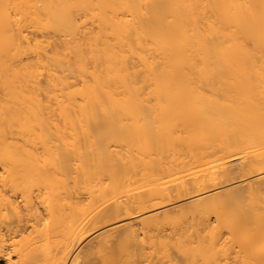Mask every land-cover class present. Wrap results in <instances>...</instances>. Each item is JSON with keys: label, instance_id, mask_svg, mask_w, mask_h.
I'll return each instance as SVG.
<instances>
[{"label": "bare ground", "instance_id": "bare-ground-1", "mask_svg": "<svg viewBox=\"0 0 264 264\" xmlns=\"http://www.w3.org/2000/svg\"><path fill=\"white\" fill-rule=\"evenodd\" d=\"M0 88L7 264H264V0H0Z\"/></svg>", "mask_w": 264, "mask_h": 264}, {"label": "rangeland", "instance_id": "rangeland-1", "mask_svg": "<svg viewBox=\"0 0 264 264\" xmlns=\"http://www.w3.org/2000/svg\"><path fill=\"white\" fill-rule=\"evenodd\" d=\"M92 20L90 19L89 20V22H91ZM34 30H37V29H35V28H33ZM52 35H54V34H52ZM55 39V38H54ZM53 39V40H54ZM55 58V55L54 54H52L51 55V64H54L53 63V59ZM65 65H64V67L62 68L63 70H64V74L65 75H68L69 73H68V71H65ZM138 70V72H139V69H137ZM140 73H141V71H140ZM71 81H74L73 79L71 80ZM3 97V94H2V91H1V88H0V98H2ZM40 147V146H39ZM1 171V170H0ZM256 178H255V176H252V177H241L240 176V174H236L233 178H232V180H230V181H228V182H224V180L222 179V181H220L219 182V184L217 185V187L216 188H211V189H208L207 191L209 192V193H211V194H215V193H217V194H219V193H225L226 191H229V190H231V189H235V188H243L248 182H253L254 180H255ZM202 194H204V192H201V193H195V194H192L191 196H188L187 198H185V199H182V200H177L176 201V204L177 205H183V204H185V203H190V202H194V201H196V200H198V199H200L201 198V196L200 195H202ZM214 215H212V220H214ZM113 223V222H112ZM109 224H111V223H109ZM109 224H106V225H102V226H97V227H94V228H91L89 231L90 232H92L91 234H89V235H92V234H94V235H92V236H90L89 238H87L86 240H85V242L82 244V246L81 247H86V245L87 246H91V243H96L95 242V238L97 237V235H98V232H101V231H104V230H106L105 229V227H107ZM96 234V235H95ZM116 233L115 232H112V233H107V234H104L102 237L103 238H109V237H111V236H113V235H115ZM95 237V238H94ZM94 239V240H93ZM89 244H88V243ZM86 243V244H85ZM95 245V244H94ZM88 249H86L85 251H87ZM88 254H89V251L87 252ZM86 255V254H85ZM105 255H107V252L106 251H102V250H98V249H96V251L94 252V254H91V256L90 257H92L93 259H95V260H97V259H101V258H103ZM86 258H88L87 256H86ZM0 264H7V260L6 259H4V260H2V259H0Z\"/></svg>", "mask_w": 264, "mask_h": 264}]
</instances>
